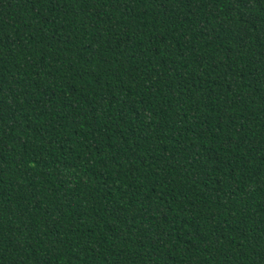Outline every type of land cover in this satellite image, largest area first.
Listing matches in <instances>:
<instances>
[{"label":"trees","instance_id":"trees-1","mask_svg":"<svg viewBox=\"0 0 264 264\" xmlns=\"http://www.w3.org/2000/svg\"><path fill=\"white\" fill-rule=\"evenodd\" d=\"M0 264H264V0H0Z\"/></svg>","mask_w":264,"mask_h":264}]
</instances>
